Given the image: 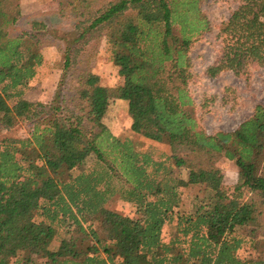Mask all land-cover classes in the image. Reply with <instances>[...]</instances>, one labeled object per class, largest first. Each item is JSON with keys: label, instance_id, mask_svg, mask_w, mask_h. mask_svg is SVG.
<instances>
[{"label": "trees", "instance_id": "obj_1", "mask_svg": "<svg viewBox=\"0 0 264 264\" xmlns=\"http://www.w3.org/2000/svg\"><path fill=\"white\" fill-rule=\"evenodd\" d=\"M58 1L77 20L64 71L105 42L122 82L88 73L72 106L27 100L47 35L37 23L16 33L21 0H0V135L20 122L31 132L1 143L0 264H264L252 256L264 228V106L212 135L191 91L192 49L211 32L206 0ZM219 38L209 77L264 67V0H244ZM113 100L128 102L134 133L170 153L155 159L113 135L103 122ZM223 159L238 168L231 195ZM189 187L202 194L187 205ZM116 198L136 218L107 208Z\"/></svg>", "mask_w": 264, "mask_h": 264}, {"label": "rangeland", "instance_id": "obj_2", "mask_svg": "<svg viewBox=\"0 0 264 264\" xmlns=\"http://www.w3.org/2000/svg\"><path fill=\"white\" fill-rule=\"evenodd\" d=\"M243 1L206 0L202 9L210 21L211 32L197 41L191 52L194 74L191 91L198 105L200 124L212 135L236 130L253 115L256 106H264V67L250 69L246 77H238L232 72H224L217 78L207 75V69L215 64L221 54L220 27L243 5ZM21 11L23 17L16 27V33L30 31L33 24L37 23V27L47 35L43 48L46 62L40 75L32 83L31 90L26 93L27 100L51 103L59 98L60 103L72 106L77 102L80 82L88 73L100 76L103 86L115 87L122 82L119 69L109 60L105 42L97 49L90 47L80 58L76 68L64 71L65 52L78 37L77 20L58 0H21ZM1 120L2 115L0 123ZM103 122L117 138L133 141L139 151L150 153L155 159L170 153L169 146L146 139L132 131L133 121L126 101L113 100ZM30 133L29 127L22 122L12 129H4L0 135V149L4 138H28ZM219 167L224 176L223 189L231 195L238 182V168L234 162L226 159L219 163ZM174 176L180 180H188L189 172L177 170ZM184 193L187 205L192 198L202 194L200 187H189ZM107 208L136 218L130 205L119 198L112 200ZM165 232L173 235L176 227L167 226ZM259 240V251L252 253V256L264 259V228ZM244 256L250 255L247 253Z\"/></svg>", "mask_w": 264, "mask_h": 264}]
</instances>
